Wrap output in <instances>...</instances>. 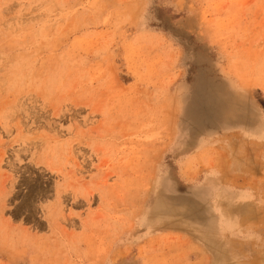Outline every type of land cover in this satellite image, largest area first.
<instances>
[{"label":"rangeland","instance_id":"obj_1","mask_svg":"<svg viewBox=\"0 0 264 264\" xmlns=\"http://www.w3.org/2000/svg\"><path fill=\"white\" fill-rule=\"evenodd\" d=\"M0 264H264V0H0Z\"/></svg>","mask_w":264,"mask_h":264}]
</instances>
